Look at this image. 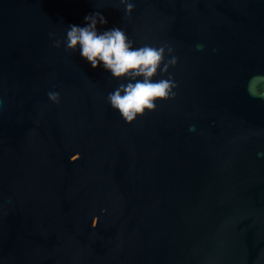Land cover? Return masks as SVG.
<instances>
[{"label": "water", "instance_id": "95a60500", "mask_svg": "<svg viewBox=\"0 0 264 264\" xmlns=\"http://www.w3.org/2000/svg\"><path fill=\"white\" fill-rule=\"evenodd\" d=\"M118 3L0 0V264H264V0ZM97 10L179 57L131 123L55 44Z\"/></svg>", "mask_w": 264, "mask_h": 264}, {"label": "clouds", "instance_id": "9594fccd", "mask_svg": "<svg viewBox=\"0 0 264 264\" xmlns=\"http://www.w3.org/2000/svg\"><path fill=\"white\" fill-rule=\"evenodd\" d=\"M120 5L125 17H130L136 7L135 0H119L114 4L118 8ZM83 20L82 24H69L55 44L66 51L78 52L91 68L103 69L118 81L106 100L126 122L135 121L147 110H154L160 100L177 94L178 82L171 69L178 64L179 57L173 45L143 43L136 46L121 26L101 27L108 24V19L98 10L87 13ZM203 47L197 44V48ZM48 95L52 101L59 102V92L50 91ZM191 129L195 130V125Z\"/></svg>", "mask_w": 264, "mask_h": 264}]
</instances>
